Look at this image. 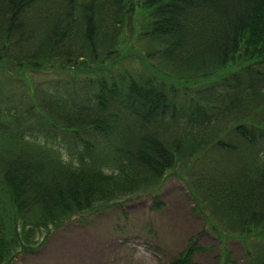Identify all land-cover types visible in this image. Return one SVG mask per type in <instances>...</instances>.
I'll return each mask as SVG.
<instances>
[{
  "label": "trees",
  "instance_id": "obj_1",
  "mask_svg": "<svg viewBox=\"0 0 264 264\" xmlns=\"http://www.w3.org/2000/svg\"><path fill=\"white\" fill-rule=\"evenodd\" d=\"M172 177L264 264V0H0V264Z\"/></svg>",
  "mask_w": 264,
  "mask_h": 264
},
{
  "label": "rangeland",
  "instance_id": "obj_2",
  "mask_svg": "<svg viewBox=\"0 0 264 264\" xmlns=\"http://www.w3.org/2000/svg\"><path fill=\"white\" fill-rule=\"evenodd\" d=\"M42 71L43 76L27 73L22 77L42 80L52 72ZM162 197L165 207L161 211L150 210L152 201L145 197L112 207L105 215L91 218L88 225L68 224L54 232L38 252L19 256L13 264H170L200 233V245L209 250L199 253L197 261L217 264L222 241L206 230L210 225L204 218L193 213L195 202L185 184L170 178ZM223 242L237 264H245L242 243Z\"/></svg>",
  "mask_w": 264,
  "mask_h": 264
},
{
  "label": "bare ground",
  "instance_id": "obj_3",
  "mask_svg": "<svg viewBox=\"0 0 264 264\" xmlns=\"http://www.w3.org/2000/svg\"><path fill=\"white\" fill-rule=\"evenodd\" d=\"M151 210V209H150ZM153 211V210H152Z\"/></svg>",
  "mask_w": 264,
  "mask_h": 264
}]
</instances>
